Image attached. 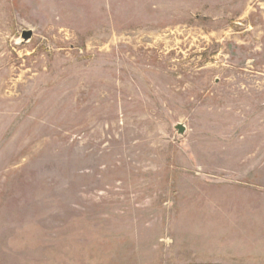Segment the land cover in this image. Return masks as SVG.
Returning a JSON list of instances; mask_svg holds the SVG:
<instances>
[{"label":"rangeland","instance_id":"374dc122","mask_svg":"<svg viewBox=\"0 0 264 264\" xmlns=\"http://www.w3.org/2000/svg\"><path fill=\"white\" fill-rule=\"evenodd\" d=\"M0 264H264V0H0Z\"/></svg>","mask_w":264,"mask_h":264},{"label":"water","instance_id":"95a60500","mask_svg":"<svg viewBox=\"0 0 264 264\" xmlns=\"http://www.w3.org/2000/svg\"><path fill=\"white\" fill-rule=\"evenodd\" d=\"M31 35H32L31 30H23V31H22V34H21V38H22L24 41H26L27 39H29V38L31 37ZM177 129H178V131H179L180 133H183L184 130H185V127H184V125H182V124H178V125H177Z\"/></svg>","mask_w":264,"mask_h":264}]
</instances>
